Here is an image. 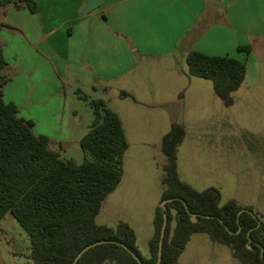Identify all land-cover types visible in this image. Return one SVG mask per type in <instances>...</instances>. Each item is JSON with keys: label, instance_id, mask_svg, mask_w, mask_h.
<instances>
[{"label": "crops", "instance_id": "obj_1", "mask_svg": "<svg viewBox=\"0 0 264 264\" xmlns=\"http://www.w3.org/2000/svg\"><path fill=\"white\" fill-rule=\"evenodd\" d=\"M33 1L34 13L23 6L16 8L12 2L0 11V45L6 68L3 99L17 106L18 116L31 121L33 133L45 136L48 147L61 159H71L67 158L66 142L80 125L89 126L92 120L87 104L76 94L79 85L93 82L106 90L112 84L129 94V110L140 112L137 116L143 120L133 117L124 123L120 112L112 110L121 121L128 148L121 180L111 193L118 198L117 212L111 223L104 217L97 223L100 210L95 222L107 227L127 223L139 250V239L147 244L152 236L156 206L150 205L143 213L129 207L123 212L126 201L120 194L127 190L128 182L140 183L149 176L143 163H134L133 173L127 177L130 144L126 126H137L134 136L139 138L146 131H156L161 142L170 124L178 123L176 108L207 101L209 80L187 76L184 63L191 50L244 62L245 76L232 98L242 91L251 96L264 92V0H102L94 11L84 14L81 10L87 0ZM245 45L250 48L248 54L236 50ZM81 109L86 115L81 116ZM157 151L153 167L159 177L158 205L165 157L160 144ZM176 156L178 177L184 182L178 149ZM137 160L141 162V155ZM197 234L190 236L176 264Z\"/></svg>", "mask_w": 264, "mask_h": 264}, {"label": "trees", "instance_id": "obj_2", "mask_svg": "<svg viewBox=\"0 0 264 264\" xmlns=\"http://www.w3.org/2000/svg\"><path fill=\"white\" fill-rule=\"evenodd\" d=\"M12 2L34 13L33 0H0V7ZM248 54L249 46H237ZM188 77L209 80L214 95L225 107L232 105V93L245 76L244 62L230 56H209L191 50L185 57ZM5 66L0 45V220L9 213L27 234L33 264H72L76 254L98 241L123 244L142 264L157 258L162 215L166 225L159 264H176L193 233H205L212 243L229 248L240 264H264V216L242 207L234 200L220 205L215 188L196 191L180 180L177 173V147L185 136L182 124L172 122L162 136L161 194L159 203L170 200L163 211L154 208L153 233L147 242L148 257L140 254L132 228L125 222L114 227L98 225L95 218L105 198L122 177L124 153L128 148L118 115L101 99L87 100L92 120L79 146L84 158L77 164L61 159L48 147L45 136H36L32 122L18 116L13 102L3 99ZM121 98L128 97L120 92ZM182 98V92L177 95ZM187 209V210H186ZM247 210L241 212L240 210ZM195 215L191 221L190 215ZM258 221V225H257ZM75 264H137L115 243L87 249Z\"/></svg>", "mask_w": 264, "mask_h": 264}, {"label": "rangeland", "instance_id": "obj_3", "mask_svg": "<svg viewBox=\"0 0 264 264\" xmlns=\"http://www.w3.org/2000/svg\"><path fill=\"white\" fill-rule=\"evenodd\" d=\"M5 6L8 5L2 7ZM1 71L5 80L6 68ZM206 83L211 92L202 106L190 102L175 109L178 123L184 126L186 132L177 147L181 157V177L196 191L210 187L217 189L220 205L234 200L240 206L251 207L254 213L264 216V92L252 96L243 91L237 92L233 95L232 105L225 107L213 94L211 82ZM107 86L105 90V87L93 82L80 84V90L76 94L79 98L85 96L88 101L103 100L109 109L120 112L124 123L127 118L130 120L133 117L143 120L142 116H137L142 115L140 112L133 113L129 110L132 103L127 97L119 96L121 90L112 84ZM83 101L82 104H87L85 108L92 117L88 101ZM80 113L81 116L86 115V111L82 109ZM155 121L156 117L153 118V122ZM87 129L88 126L80 125L76 134L66 142L67 158L77 164L84 158L79 140ZM126 129L130 144L128 155L126 154L127 165L130 167L127 177L133 173L131 168L134 163H143L149 176L145 175L144 181L138 182L139 184L132 179L128 182L127 190L120 194V198L126 201L122 208L124 213L128 212V207L137 213H143L148 211L150 205H157L159 177L153 166L158 159L160 139L156 131H146L139 138L134 136L137 126H126ZM140 155L141 162L137 160ZM133 198L138 200H130ZM118 206V198H113L110 193L102 203L97 223H101V217L106 219V223H111ZM138 246L140 252L148 257L146 242L142 243L139 239ZM0 261L5 264H33L28 236L9 213L0 220ZM178 264L240 263L231 257L228 247L211 243L205 234L199 233L193 237Z\"/></svg>", "mask_w": 264, "mask_h": 264}, {"label": "water", "instance_id": "obj_4", "mask_svg": "<svg viewBox=\"0 0 264 264\" xmlns=\"http://www.w3.org/2000/svg\"><path fill=\"white\" fill-rule=\"evenodd\" d=\"M102 3V0H87L86 3L84 4V6L82 7V10H81V13H88V12H92L94 11L100 4ZM170 200H163L162 202L159 203V206L160 208L164 211L165 210V204L167 202H169ZM187 210V209H186ZM241 212H247L248 214L252 215V213L250 211H247V210H240L238 212V214H240ZM191 217V221H195V215L194 214H191L190 215ZM165 225H166V214L163 213L162 215V225H161V229H160V233H159V240H158V248H157V258H156V262L154 264H159L160 262V256H161V245H162V238H163V234H164V228H165ZM257 225H258V221H257ZM104 243H115V244H118L119 246H121L123 249H125L130 255L131 257L137 262V264H142L140 262V260L137 258L136 255H134L132 252H130L129 250L126 249V247L121 244V243H118V242H115V241H98V242H95V243H92L86 247H84L82 250H80L75 258L73 259L72 261V264H75L76 261L80 258V256L89 248L95 246V245H99V244H104Z\"/></svg>", "mask_w": 264, "mask_h": 264}]
</instances>
